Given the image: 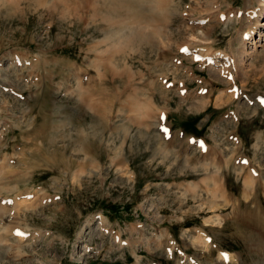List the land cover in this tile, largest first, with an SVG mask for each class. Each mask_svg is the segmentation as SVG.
Segmentation results:
<instances>
[{"label": "rangeland", "instance_id": "374dc122", "mask_svg": "<svg viewBox=\"0 0 264 264\" xmlns=\"http://www.w3.org/2000/svg\"><path fill=\"white\" fill-rule=\"evenodd\" d=\"M105 1L0 0V167L9 169H2L5 176L0 186L11 190L0 194L13 197L28 192L52 199L22 211L17 223L34 233L35 239L18 243L20 252L12 246L13 258L7 257L11 246L6 245L8 251L0 249V264H175V258H181L177 248L198 264H216L214 251L211 256L200 253L207 249L197 242L202 236L194 238L197 231L212 237L218 247L240 255L242 264H249L245 260L252 258L250 249L260 243L264 230L260 228L264 171L245 193L244 177L254 178L243 166L236 169L232 160L251 156L264 166V150L256 154L248 143L254 139L252 119L258 112L246 111L253 107L228 97L218 102L226 82L197 83L188 72L208 80V69L200 72L186 59L174 71L170 59L193 36L195 47L209 45L212 50L236 54V83L253 97L264 92V41L262 47L241 58L240 32L249 28L243 20L246 17L240 22L233 17L223 24L202 12L213 0H163L159 9L170 6L175 15L161 22L155 10L154 28L148 31L162 30L157 45L130 47L113 55L105 51L110 27L103 18L110 14L105 10L115 5ZM218 4L220 12L260 6L259 0ZM188 13L207 23L197 27L190 22L196 27H188ZM261 20L259 26L264 27V9ZM259 33L264 34L263 28ZM163 53L166 61L161 60ZM16 54L28 63L11 66L9 59ZM80 69L91 77L82 79L81 85ZM221 71L222 77L229 78ZM162 72L178 81L184 77L188 95L181 99L176 91L164 90L156 80ZM148 75L151 85L165 97L158 107L166 109L165 127L185 137L163 141L156 124L153 128L137 123L133 104L138 93L142 97L150 94L142 88ZM200 87L208 91L207 104L196 94ZM8 88L21 98L14 99L3 90ZM203 105L204 109L197 110ZM231 110L246 113L235 122L229 116ZM235 133L241 135L240 145L234 144ZM191 135L207 140L210 148L205 158L194 145H187L186 137ZM213 152L220 153L218 161H213L223 167L213 168ZM214 178L217 186L211 183ZM211 190L219 193V198L213 193L217 200ZM248 213L255 221L243 223L242 215ZM213 214H219L222 221ZM116 236L125 244L116 242ZM171 245L175 246L174 257L168 256Z\"/></svg>", "mask_w": 264, "mask_h": 264}, {"label": "bare ground", "instance_id": "6f19581e", "mask_svg": "<svg viewBox=\"0 0 264 264\" xmlns=\"http://www.w3.org/2000/svg\"><path fill=\"white\" fill-rule=\"evenodd\" d=\"M39 1V0H38ZM105 1V0H104ZM108 1V0H107ZM216 1V0H213ZM213 1H211V3H209L208 6H206L205 9H202V12L208 13V17L210 18V16L214 13V12H218V7L215 5V3H213ZM37 2V1H36ZM106 2V1H105ZM110 2L112 4H114L115 6L109 7V9L107 8V10H105V12L110 13L108 16L105 15L103 18V22H105L108 25V28L110 27L112 30H108L107 32V39L106 41V49L107 50H111L113 55H117L118 53H125L126 49H129L131 47V49H134L135 47H142L144 45L146 46H150V47H155L157 45V37L161 36L162 34V30L160 29H155L153 31H148V29H152L154 28V24H153V19H154V12L155 10L158 11V15L160 18H163L161 22H166L170 17L175 15V11L174 9H172L170 6H168L167 8H165L166 10H160L159 7L163 5V0H110ZM260 6L258 10H254L252 9L250 12L245 13V17L247 18V20L252 21L250 27L248 28V30L245 32V34H249L250 33V38L249 40H255V37L252 35V31L254 28L258 29V19L259 17H261L263 15L262 12V8L264 7V0H259ZM106 4V3H105ZM198 4V3H197ZM38 5V4H37ZM107 6V5H106ZM108 7V6H107ZM117 7V8H116ZM192 9V8H191ZM195 9V7H194ZM196 11V10H195ZM94 12V11H93ZM194 13V12H193ZM192 13V14H193ZM188 16L192 17L194 15H191V13L187 14ZM217 15H223V13L218 12ZM229 16V15H228ZM227 16V17H228ZM201 18V17H200ZM196 20V19H195ZM192 19H189V21H195ZM242 21V18H241ZM194 24V23H193ZM193 26V25H192ZM264 26V24H263ZM196 27V26H195ZM205 27V26H204ZM210 27V26H209ZM194 29V28H193ZM125 30L129 31V35L127 36L125 33ZM189 30V28H188ZM192 30V29H191ZM111 31V32H110ZM127 31V32H128ZM193 32V31H192ZM244 34V33H243ZM241 34V36L243 35ZM160 38V37H159ZM158 38V39H159ZM168 38V37H167ZM195 38L194 36L192 37V41H194ZM161 40V39H160ZM166 41V39L164 40ZM163 41V42H164ZM192 41H187L186 43L182 44L179 46V49L183 46H187L188 48L191 49L190 44H188V42H192ZM161 42V43H163ZM167 43H165L166 46ZM247 44V41L245 42L242 39V50L241 53L239 54L240 57H243L242 51H245V48ZM159 45V44H158ZM169 45V44H168ZM252 45L253 44L252 42ZM101 47V46H100ZM162 47V46H161ZM256 49V48H255ZM110 52V51H109ZM97 54V53H96ZM202 56H204V58L207 57H213L214 60L216 59V54L210 53V50L207 49L206 52H201L200 53ZM123 55V54H122ZM239 57V56H238ZM103 58V57H102ZM105 58V57H104ZM106 59V58H105ZM104 59V60H105ZM100 60V58H99ZM98 60V61H99ZM103 60V59H102ZM15 62V60H14ZM101 63V62H100ZM201 63H205L203 61H201ZM239 63V62H238ZM206 65V64H204ZM214 65V64H213ZM36 67V66H35ZM245 67V66H244ZM222 70V71H221ZM221 72L225 73L228 75V77L230 78V71H229V66H224L221 67ZM244 70V69H243ZM246 71V70H245ZM226 75V76H227ZM129 76V75H128ZM82 89V87H81ZM80 89V90H81ZM245 89V88H244ZM232 94L233 92L230 94L231 98H232ZM137 95V94H136ZM220 97L218 102L223 103L224 97L223 94L220 93ZM80 96V95H79ZM217 98V100H218ZM227 98V97H226ZM137 99V98H136ZM228 99V98H227ZM230 99V97H229ZM135 100V99H134ZM133 100V102H134ZM132 101V100H130ZM136 101V100H135ZM133 104V103H132ZM205 104V103H204ZM168 152V151H167ZM211 162V161H210ZM216 162V161H215ZM205 164V163H204ZM217 164V163H216ZM3 165V164H2ZM206 166H209L208 164H205ZM5 166H3L2 169H4V171L6 170L4 168ZM1 168V167H0ZM207 168V167H205ZM214 168H216V165H214ZM2 169L0 170V180H2L3 177V173H2ZM218 169V168H217ZM243 169V168H242ZM9 170V169H8ZM8 170H6L8 172ZM3 171V172H4ZM243 171V170H242ZM3 174V175H2ZM5 176V175H4ZM209 176V175H208ZM4 179V178H3ZM210 179V178H209ZM216 178H214L213 180H211V183L213 185H216L217 180H215ZM245 181V186H246V190L245 193L247 192V190L250 188L251 184V178L248 177ZM219 182V181H218ZM217 182V183H218ZM253 184V183H252ZM2 185V184H1ZM218 185V184H217ZM216 185V186H217ZM193 189L195 191H198L197 186L194 184V186H192ZM199 187V186H198ZM215 187V186H214ZM208 188V187H207ZM211 188V187H210ZM0 189H4V187L0 186ZM222 189V188H220ZM220 189L218 191H220ZM209 190V189H208ZM207 190V191H208ZM214 191V190H213ZM224 191V190H223ZM223 191H220L221 194L223 193ZM249 191V190H248ZM212 192V190H211ZM1 193V192H0ZM196 193V192H195ZM226 193V192H225ZM216 194V193H215ZM224 194V193H223ZM212 196H215L214 198L216 199V195L213 194L212 192ZM225 196V195H224ZM226 197V196H225ZM213 198V199H214ZM213 199L211 198V200L213 201ZM217 200V199H216ZM214 206L217 204V201L214 200V202H211ZM14 204L16 206H21L22 203L20 202L19 204H16V202L14 201ZM25 212L27 211L26 209H18L17 211V216L20 212ZM0 212L2 213L3 211L0 209ZM4 213H2L3 216ZM14 213H12L13 215ZM5 218L4 216L1 218V220ZM6 220V219H5ZM217 221H219L217 219ZM11 223H8L6 221L5 225L2 226V235L0 234V249L3 251H8V246L6 247V245L11 246L10 250H14V248H12L13 243H16L20 240H22L23 238H21L20 236H18L17 232L20 231L19 229H16V227L10 226ZM12 235V236H10ZM204 240V241H203ZM199 244H201L204 249H208L207 248V241H205V239H202L201 237H198V241ZM5 244V245H4ZM16 247V249L20 252L21 246L16 245L13 246ZM202 247V248H203ZM208 251V250H207ZM206 252V251H205ZM18 253V252H17ZM20 253H18L17 255H19ZM15 255V254H14ZM20 256V255H19ZM18 258V257H17ZM185 259V256H183V260ZM179 261V260H178ZM232 261V258L229 255V262ZM185 262L182 261V264ZM233 262V261H232ZM218 264V262H217Z\"/></svg>", "mask_w": 264, "mask_h": 264}]
</instances>
